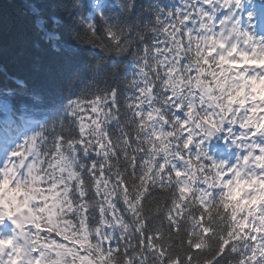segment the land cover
Masks as SVG:
<instances>
[{
    "label": "snow or ice",
    "instance_id": "obj_1",
    "mask_svg": "<svg viewBox=\"0 0 264 264\" xmlns=\"http://www.w3.org/2000/svg\"><path fill=\"white\" fill-rule=\"evenodd\" d=\"M0 114V264H264V0H3Z\"/></svg>",
    "mask_w": 264,
    "mask_h": 264
},
{
    "label": "trees",
    "instance_id": "obj_2",
    "mask_svg": "<svg viewBox=\"0 0 264 264\" xmlns=\"http://www.w3.org/2000/svg\"><path fill=\"white\" fill-rule=\"evenodd\" d=\"M3 0H0V3H2ZM6 11L8 14H11V15H15L16 14V8L15 6H9L6 8ZM5 43H7V38L5 40ZM12 53H11V50H8L7 52H5V55H4V59H10ZM0 133H4V124H3V115L0 114Z\"/></svg>",
    "mask_w": 264,
    "mask_h": 264
}]
</instances>
